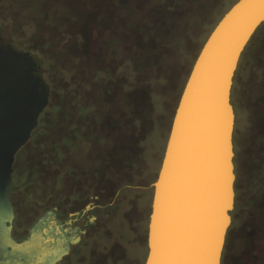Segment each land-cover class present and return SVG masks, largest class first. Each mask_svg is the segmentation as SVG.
<instances>
[{"label":"rangeland","instance_id":"obj_1","mask_svg":"<svg viewBox=\"0 0 264 264\" xmlns=\"http://www.w3.org/2000/svg\"><path fill=\"white\" fill-rule=\"evenodd\" d=\"M236 1L0 0L2 36L27 46L47 91L13 163L20 193L51 206L74 194L71 211L84 194L98 196L96 240L68 264H143L151 184L179 94L204 37ZM236 81L247 123L240 117L235 135L226 261L250 221L264 228V22Z\"/></svg>","mask_w":264,"mask_h":264},{"label":"water","instance_id":"obj_2","mask_svg":"<svg viewBox=\"0 0 264 264\" xmlns=\"http://www.w3.org/2000/svg\"><path fill=\"white\" fill-rule=\"evenodd\" d=\"M263 22L264 0H237L193 60L151 184L143 264H220L234 199L232 77L241 52ZM33 67L28 52L0 51L1 200L13 155L47 101ZM7 242L15 249L25 244Z\"/></svg>","mask_w":264,"mask_h":264},{"label":"flooded vegetation","instance_id":"obj_3","mask_svg":"<svg viewBox=\"0 0 264 264\" xmlns=\"http://www.w3.org/2000/svg\"><path fill=\"white\" fill-rule=\"evenodd\" d=\"M2 28L3 25L0 24V51L12 50L25 55L27 46L16 44L12 38L11 41L4 39ZM241 120L244 125V118ZM19 149L13 155L3 200L0 198V218L3 220V229L0 225V264H68L84 254L96 240L94 211L98 207V196L94 193L84 194L83 205L71 211V198L75 197L74 194L69 195L65 203L60 201L57 206H51L20 193L22 188L17 182L13 167ZM232 149L234 156L233 142ZM27 214H30V219L25 221ZM8 238L16 244H25L21 249L11 248Z\"/></svg>","mask_w":264,"mask_h":264},{"label":"trees","instance_id":"obj_4","mask_svg":"<svg viewBox=\"0 0 264 264\" xmlns=\"http://www.w3.org/2000/svg\"><path fill=\"white\" fill-rule=\"evenodd\" d=\"M160 9L165 11L164 12L165 14L163 16H167V12L169 11V9L168 8L164 9L162 7H160ZM228 9L229 8H227L225 10V12ZM220 17L218 18V20L220 19ZM217 21H216V23H217ZM0 24L2 25V22H0ZM214 25H213V27H214ZM258 28L255 30L253 35L256 33ZM211 30L212 29H210V31ZM209 32L207 33V35L209 34ZM207 35L204 37V40L207 37ZM249 41H250V39H249ZM248 42H247V44H248ZM247 44L245 45L243 51L241 52V54L239 56V59H238L237 65H236V69H235L233 77H232V85H231L230 95H229V97H230L229 101H230L231 105L233 106V110H234V114H235L234 130L232 132V142H233L235 150H236V147H235V137L236 136L235 135H236V131L239 129L237 123L240 120V117L244 118L245 122H246V117H247V114H246L247 110L242 105L236 106L237 105V103H236V94H237L236 90L238 88L236 76L239 73V70L241 68L242 57H243L244 50H245ZM130 67L131 66H130L129 60H126L124 62V65H123V77H124L123 89L124 90H131L132 87L135 85V83H137V82H135V79L128 78V76L130 77V75L132 74V70ZM129 108H130L129 110H131V107H129ZM131 111L130 112L128 111L126 113L129 114V113H131ZM261 141H263V140H261ZM236 209H237V206H236V202L234 200L233 208L229 212L230 224H229V227L227 228V231L225 234L223 249H222L221 257H220V264H260V263L264 264V228L261 230L260 228H258V226H256V224L254 225L253 221L252 222L250 221L249 225L244 229V231L239 236V243L241 245V248L238 250L237 254L235 256H233L232 259L229 258V260L226 261V254L228 253V247H227L228 246V244H227L228 238H227V236H228L230 229H232L236 224L234 217H233V214L235 213ZM244 215L246 216V214H244ZM231 253H232V250L230 251V255H231Z\"/></svg>","mask_w":264,"mask_h":264}]
</instances>
